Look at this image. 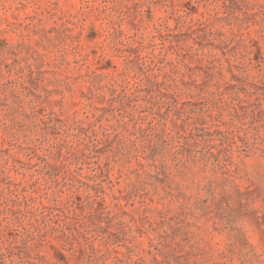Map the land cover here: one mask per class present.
Here are the masks:
<instances>
[{
	"label": "rangeland",
	"instance_id": "1",
	"mask_svg": "<svg viewBox=\"0 0 264 264\" xmlns=\"http://www.w3.org/2000/svg\"><path fill=\"white\" fill-rule=\"evenodd\" d=\"M0 264H264V0H0Z\"/></svg>",
	"mask_w": 264,
	"mask_h": 264
},
{
	"label": "trees",
	"instance_id": "2",
	"mask_svg": "<svg viewBox=\"0 0 264 264\" xmlns=\"http://www.w3.org/2000/svg\"><path fill=\"white\" fill-rule=\"evenodd\" d=\"M152 84H153L154 87L157 88L159 85H161V84H163V83H160L158 80H154V81L152 82ZM167 95H168V93H165L164 91L159 90V91H158V100L163 99V98L166 97ZM140 120L144 121L145 124L148 123V117H147V116H141V117H140ZM148 124H149L148 127H146V125L144 126V128L140 127V128H139V131L141 132V134H142L143 136L145 135L146 137L151 138L152 141H153V140L156 139L157 135H156V134H151V133H150V135H148V134H149V133H148V129H150L151 131H154V130H155V127H154L153 123H148ZM124 127H126V123H124ZM106 132H107V131H106ZM107 133H108V132H107ZM158 162H159L158 160L153 159L152 164H150L149 166L153 167L155 170H158V169L161 168V166H163L162 164L159 165ZM100 216H101V215H100Z\"/></svg>",
	"mask_w": 264,
	"mask_h": 264
}]
</instances>
